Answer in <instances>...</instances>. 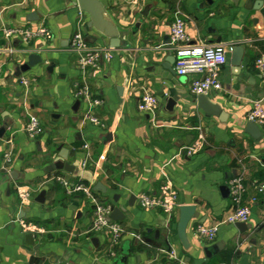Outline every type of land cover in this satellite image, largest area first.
<instances>
[{
    "label": "crops",
    "instance_id": "1",
    "mask_svg": "<svg viewBox=\"0 0 264 264\" xmlns=\"http://www.w3.org/2000/svg\"><path fill=\"white\" fill-rule=\"evenodd\" d=\"M74 1L0 0V264H264V194L254 189L264 182V128L259 138L245 132L254 101L261 99L264 106V84L255 67L256 58L264 57V15L255 7L264 0H98L105 21L118 31L116 48L109 46L108 35L88 25L89 14ZM31 13L37 18L28 19ZM177 18L185 25L183 46L226 49L218 71L222 88L205 93L218 104L216 114L206 115L182 99L168 107L175 89L197 96L190 92L196 74H172L162 65L169 53L174 56L170 28ZM39 25L53 38L27 43L7 40L1 31ZM78 30L102 51L97 67L82 73L68 50ZM237 45L244 49L239 68L231 61ZM30 53L42 60L16 75ZM170 67L175 70L174 61ZM83 81L102 100L93 109L102 127L83 118L86 105L75 96ZM143 91L158 98L153 115L137 109ZM31 116L42 129L34 136L25 130ZM197 127L205 133V146L187 155L182 147L194 141ZM59 161L74 171L57 168ZM237 174L244 178L243 199L250 206L246 229L223 223L214 240L206 241L195 227L214 224L232 210L228 181ZM54 175L81 180L97 200L122 210L109 213L123 229L118 243L109 233L91 230L92 201L66 192ZM165 176L177 190L176 209L168 214L141 207L137 196L158 194ZM19 185L29 189L27 204L16 192ZM182 204H193L198 217L181 235ZM22 222L42 231L24 230ZM170 250L178 259L167 255Z\"/></svg>",
    "mask_w": 264,
    "mask_h": 264
},
{
    "label": "built area",
    "instance_id": "2",
    "mask_svg": "<svg viewBox=\"0 0 264 264\" xmlns=\"http://www.w3.org/2000/svg\"><path fill=\"white\" fill-rule=\"evenodd\" d=\"M137 2L138 0H132ZM2 35L9 40L13 37H19L24 42H29L35 37H44L52 39L51 31L43 26L36 27H21V26H6L2 27ZM171 42L169 48L174 52V69L179 75L196 74L190 83V92L193 95L206 93L210 89L220 90L221 84L218 79V71L220 67L226 62V49L219 45H203L201 47H185L183 43L187 40L184 21L177 18L170 28ZM68 50L77 58V67L82 73L87 68L97 67L102 58V51L99 48L90 46L85 39L84 34L78 30L75 31L69 38ZM255 67L261 74L264 84V57L259 56L255 60ZM21 83L28 84L25 77H21ZM75 96L82 100L86 109L83 118L89 122L95 123L100 127L102 122L94 115L93 109L102 103V100L95 97L86 81L77 86ZM158 105V98L148 91H143L137 102V109L141 113H148L153 115ZM249 121H253L260 128H264V106L261 99L254 101L253 108L247 115ZM26 132L34 136L42 131L39 121L36 117L31 116L25 126ZM197 135L194 141L190 144L184 145L182 150L187 155H193L200 152L206 143V136L202 129L197 127ZM55 179L68 193L79 192L83 193L93 203V218L91 223V230L93 232H105L110 234L111 242L116 244L123 235L122 227L109 219L111 211V204L100 202L94 197L93 190L84 184L81 180H70L61 175H54ZM229 194L232 200V210L220 221L214 224L198 223L195 227V232L206 241L214 240L218 228L223 223L235 224L237 222H246L250 217V206L244 202V193L246 185L241 174L231 177L228 181ZM254 189L259 193L264 194V182L254 184ZM16 192L22 204L30 202L29 189L24 186H16ZM177 190L173 181L169 176H165L160 186L158 194L148 195L141 193L137 196V202L141 207L160 209L165 213H172L178 204ZM256 200L255 196L250 198L251 202ZM24 230L32 232H41L42 229L35 224L22 222ZM170 258L178 259L173 250L167 251ZM181 264H195L181 261Z\"/></svg>",
    "mask_w": 264,
    "mask_h": 264
},
{
    "label": "water",
    "instance_id": "3",
    "mask_svg": "<svg viewBox=\"0 0 264 264\" xmlns=\"http://www.w3.org/2000/svg\"><path fill=\"white\" fill-rule=\"evenodd\" d=\"M74 5H77L80 10L89 14V16H90V21L88 22L89 26L93 25L99 31L104 32L106 35H108L110 37L109 38V46L111 48H116L119 46L120 38L118 37V35H119L118 31L112 26L110 28L109 25L107 24V22L105 21L106 20L105 19L106 17H104L105 11H104V8L102 7V5L99 3L98 0H75ZM257 5L258 6H256L255 8L260 9V11L264 15V6H262V3L258 2ZM103 14H104V16H103ZM36 18H37V13H31V15H29V17H28V19H30V20L36 19ZM106 28L109 30H106ZM243 50H244L243 46H241V45L234 46L232 49L231 61H232V64L236 68H239V66H240V61H241ZM174 58L175 57L169 53V56L165 57V63L162 64L163 67L168 69L169 72H171L172 74L176 73L175 70H173L170 67V63L172 61H174ZM41 60H42V58H41L40 54H37V53L28 54L26 63H23L22 65H20L16 69V75L20 74L22 71L27 70L30 66L40 62ZM178 99H182V101H184V102L185 101L191 102L192 104H194V106L201 109L206 115H213V114H216L218 111V104L210 102L208 95L205 93L199 94L196 97L192 98L185 91L175 89V94L172 97L167 98L168 107H172L174 104H176ZM222 114H223L222 111H219L218 115L220 116ZM245 132L248 133L253 138H259L261 136L260 127L256 123H254L253 121L247 122L246 127H245ZM66 153H67L66 149H62L60 151V155L62 157H66ZM55 165L57 168H64L66 171H69V172L74 171L73 165H71L67 162L59 161ZM11 175H12V173H11ZM42 196H43V193L40 194V198ZM38 199H39V197H38ZM111 210L113 212H117V213L122 212L121 209L114 208L113 206H111ZM111 216H113V215H111ZM197 217H198V213L196 212L195 206L193 204H182V205H180L179 206V219H178V231H179V233L182 235L184 233L186 226H187L188 222L190 221V219L197 218ZM235 224L241 230L246 229L245 222H237ZM29 235L31 237V240L33 241L32 233H30ZM34 248L36 249L37 247H34Z\"/></svg>",
    "mask_w": 264,
    "mask_h": 264
},
{
    "label": "rangeland",
    "instance_id": "4",
    "mask_svg": "<svg viewBox=\"0 0 264 264\" xmlns=\"http://www.w3.org/2000/svg\"><path fill=\"white\" fill-rule=\"evenodd\" d=\"M104 203H108V201H103Z\"/></svg>",
    "mask_w": 264,
    "mask_h": 264
}]
</instances>
